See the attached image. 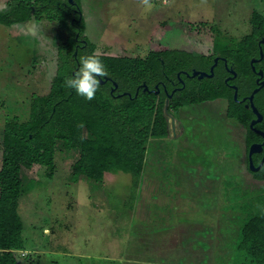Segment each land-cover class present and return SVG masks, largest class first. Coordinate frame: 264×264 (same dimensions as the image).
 I'll use <instances>...</instances> for the list:
<instances>
[{
    "label": "rangeland",
    "instance_id": "rangeland-1",
    "mask_svg": "<svg viewBox=\"0 0 264 264\" xmlns=\"http://www.w3.org/2000/svg\"><path fill=\"white\" fill-rule=\"evenodd\" d=\"M6 2L0 0V9ZM253 9L264 14V0H148V4L143 0H79L78 14L82 19V35L93 44V53L144 57L160 47L210 54L216 39L235 46L249 31ZM74 11L75 8L73 14ZM65 25L70 33L69 24L58 18L39 21L32 18L17 25L0 23V164L5 124L28 120L34 96L49 90L57 67L58 44L68 33ZM225 108L223 98L183 105L176 113L173 111V132L168 118L167 136L150 138L144 185L148 186L150 179V187L168 197L161 201L155 196L157 193H152L145 204L148 214L144 216L136 213L142 175L136 180L133 173L109 169L98 180L84 174L73 179L71 168L78 157L77 149L56 146L52 174L40 164L22 169L17 212L23 223L25 250L14 252L18 261L156 264L131 250L139 241L157 240L158 233L149 231L159 228L157 220L161 213L173 216V200L179 197V202L187 200V204L176 205V213L203 222L210 220L206 223L213 228L210 234L218 236L208 233L207 238L215 240L209 250L196 244L199 239H193L194 242L185 235L189 239L188 252L198 254H173V262L166 260L169 255L164 254L158 264H232L233 256H226V247L233 250L238 229L233 230L246 217L241 208L249 205L251 210H258L256 205L264 199L260 195L264 187H256L257 183L251 181L246 168L244 130L235 121L226 119ZM175 151L179 153L173 159ZM173 160L178 169L181 164H192L187 176L194 182L204 179L206 171L211 170L208 177L219 178L218 192L203 188L206 184L199 181L183 187L181 176H177L175 184L165 181L153 184L154 178L167 177ZM236 183L242 186L241 192L237 191ZM244 190L247 196L240 195ZM193 220L186 224L199 230L194 228L197 222Z\"/></svg>",
    "mask_w": 264,
    "mask_h": 264
},
{
    "label": "trees",
    "instance_id": "trees-1",
    "mask_svg": "<svg viewBox=\"0 0 264 264\" xmlns=\"http://www.w3.org/2000/svg\"><path fill=\"white\" fill-rule=\"evenodd\" d=\"M78 12L79 0H7L4 8L0 9L1 24H23L32 18L36 21L58 18L62 23H68L70 28L69 33L65 25L68 33L58 44L57 67L49 90L34 96L28 120L5 124L3 129L0 264H22L14 253L25 249L21 235L23 223L17 212L22 185L20 172L33 164H40L46 166L50 174L54 167L55 148L59 144L78 150V157L71 168L73 179L84 174L98 180L103 171L120 169L133 173L137 180L148 158L150 138L167 136L168 118L175 117L173 111L176 113L183 105L219 98L226 100V119L235 121L244 130L246 159L250 143L261 140L248 124L254 117L253 111L238 99L257 87L249 59L257 57L260 48L263 56L253 64L262 70L264 79V43H260L264 37V14L253 9L248 20L249 31L239 38L235 46L216 39L215 51L210 55L160 47L144 57H130L93 53V44L82 35V19ZM80 38L84 41L77 40ZM215 54L222 55L232 65L237 72L234 78L225 81L230 73L223 60H218L214 65L211 76L198 78L197 75L186 76L181 72H190L191 67L209 72L208 66ZM89 55L99 57L105 66L106 76L117 84L116 89L110 91L109 85L112 84L106 79L100 83L92 100L77 94L74 88L67 87L65 83L81 68V58ZM178 72L184 85L175 89L170 97L160 84L158 93L153 90V84L162 81L170 92L173 86L170 80L177 81ZM239 78L241 83L238 82ZM229 82L238 86L236 99L233 98ZM141 83H145L147 89ZM176 84L180 86L181 83ZM253 103L262 116L254 126L264 131V84L254 94ZM260 158L261 152L252 154L254 165L258 164ZM246 168L251 173V181L257 183L256 187H264V162L258 169L251 170L248 165ZM235 186L241 192L242 186L237 183ZM245 192L242 191L240 195L247 196ZM236 206L241 207L240 204ZM256 206L258 210L255 211L249 205L243 206L241 214L246 217L240 223L234 221L237 225L233 232L238 229V234H235L230 253L233 256L232 264H264V199Z\"/></svg>",
    "mask_w": 264,
    "mask_h": 264
},
{
    "label": "crops",
    "instance_id": "crops-1",
    "mask_svg": "<svg viewBox=\"0 0 264 264\" xmlns=\"http://www.w3.org/2000/svg\"><path fill=\"white\" fill-rule=\"evenodd\" d=\"M179 122H181V121H179ZM170 130H171V132H173L171 129V126H170ZM178 153H179L178 151L173 152V159L178 157ZM179 157H182V155H179ZM174 163L175 162L173 160V162L169 164L168 170H167L168 171L167 177L154 178L155 175H158V174H153L154 179H153L152 183L154 184V181H156V182H159L162 184L163 182H161V181H165L166 183L167 182H170V183L174 182V184H175V182L177 180V176H181L180 184L183 187L192 185L194 180H191L190 176H187V175H189V171H188L189 167L188 166H192V164H189V163H187L185 165L181 164V168L178 169L176 167V165H174ZM218 163H220V162L219 161L216 162V164H218ZM171 165H173V166H171ZM148 166L149 165H147V166L145 165L143 167L141 174H140V176L142 175V178H141L142 187L139 188V197L138 198H140V200H138V198H137L138 203H137V212H136L139 216H144L145 214L146 215L148 214V211L146 210L147 207L145 206L146 201L148 202V200L152 196V193H157L156 192L157 188L150 187V185L148 183V182H151L150 179L147 182L148 186L144 185L145 184V181H144L145 178H143V174L146 171L145 168H147ZM179 170H180V173L177 172ZM210 173H212V171L208 169L206 171L207 175L202 177L204 179L198 178V180H196L197 178H195V180L199 181V184L205 183L206 185H204L203 188L207 187L213 193H217L219 190V178H218V176L208 177V174L210 175ZM213 174H214V172H213ZM196 181L194 183H197ZM159 183H157V185H159ZM199 184H198V186H200ZM208 184H209V186H207ZM145 193L147 195L143 196ZM155 196L157 198H159L161 201L164 200L165 197H168V196H165L163 193L162 194L157 193V195L155 194ZM143 198H144V200H143ZM178 200H179V197L177 198V201L173 200V216L171 214L161 213L159 216V219L157 220L159 228L156 231H154V230L149 231L152 234H153V232L158 233V234H156L157 240L154 242L150 241L149 243H148L149 238L147 240L139 241L137 243V245L135 246V249L131 250L134 253V255H145L147 257L146 259L148 262L151 261V262L158 264L159 263L158 260L161 259L160 255L168 254L169 256L166 258V260H168V258H169V260L171 262H173V254L190 253L186 249V246L189 245V242H188L189 239H187V238L185 239V235L187 237L191 238V240L194 242H196V241L193 239H196V240L199 239V241L196 244L199 247H203L204 249L206 247H208L210 250L211 246H213L215 244V242H213L215 240H213L211 242L210 236H209V238H207L208 233H209V235H213V237H215V238H217V236H218L217 233L210 234L212 232L213 228L209 227L210 226L209 224H206V223L210 222V220H204V222H203V219H194L193 217L189 218L187 215H184L183 213L178 215L176 213V209H177L176 205H181L183 207V205L187 204V200H185V201L180 200V202ZM142 201H143V203L140 204ZM216 213H217V211H216ZM192 218L194 220H196V222H197L196 224H194V228H198L199 230H194L193 227H188V225L186 224V223L191 222L193 220ZM196 225H198V226H196ZM210 228H211V231L209 230ZM173 236L176 239L174 241H173ZM177 238H179L180 240H178ZM184 239L186 240L185 241L186 243H184ZM147 243L149 244L150 247L148 246ZM231 245L232 244H230L229 246H231ZM179 248H185V251L179 250ZM141 249L145 250L144 253L141 252ZM226 249L228 251V252H226V256H228V255H230V253L232 251L230 250V248L228 250V248L226 247ZM22 250H25V249H22ZM148 254L149 255L157 254V255L154 257H148L147 256ZM190 254H198V253H190ZM130 262L135 263L134 261H130Z\"/></svg>",
    "mask_w": 264,
    "mask_h": 264
},
{
    "label": "clouds",
    "instance_id": "clouds-1",
    "mask_svg": "<svg viewBox=\"0 0 264 264\" xmlns=\"http://www.w3.org/2000/svg\"><path fill=\"white\" fill-rule=\"evenodd\" d=\"M143 2L148 4V0H143ZM81 65L75 76L68 78L65 83L67 87L74 88L77 94L92 100L100 86V81L97 77L102 78L107 75V72L105 66L96 55L82 57Z\"/></svg>",
    "mask_w": 264,
    "mask_h": 264
},
{
    "label": "flooded vegetation",
    "instance_id": "flooded-vegetation-1",
    "mask_svg": "<svg viewBox=\"0 0 264 264\" xmlns=\"http://www.w3.org/2000/svg\"><path fill=\"white\" fill-rule=\"evenodd\" d=\"M263 39H264V37H262ZM261 38V39H262ZM260 39V40H261ZM77 40H79V41H81V42H83L84 41V39H82V38H80V39H77ZM261 42H263V41H261ZM260 42V43H261ZM214 43V42H213ZM264 43V42H263ZM214 47V46H213ZM214 51L215 50H212L211 51V53L210 54H212V53H214ZM200 54H204V53H200ZM210 54H206V55H210ZM216 58V62H214V59ZM225 59V57H223L222 55H220V54H215V55H213V57H212V62L209 64V66H208V70L210 69V67H211V65H213V67H214V65H216L217 64V62H218V60H223L224 61V66H225V68L227 69V71L230 73L229 75H227L226 77H225V81H226V79H232V78H234L236 75H237V72L233 69V67H232V65L231 64H228L227 62H226V59ZM251 59H256V60H258L259 59V49H258V56L257 57H250V59H249V64H250V61H251ZM256 60H254V61H256ZM253 61V62H254ZM253 62H252V65L254 66V64H253ZM250 69L252 70V72L253 73H255V77H254V83H255V86H257L258 85V82L259 81H261V80H264L263 79V72H262V70L259 68V67H256V66H254V69H252V67H251V64H250ZM192 70H201V69H194L193 67H191V71L190 72H188V71H186V70H181V72H183V74L184 75H186V76H191L190 75V73L192 72ZM261 71L262 72V76H258V71ZM201 71H205V70H201ZM232 71H234V75H232ZM107 77V76H106ZM177 77H178V79H177V81H173V80H170V82L173 84V86L170 88V92H168L167 91V88H166V85H165V83L164 82H162V81H157L156 83H154L153 84V86L155 87V89H153L156 93H158L159 92V84L161 85V87L164 89V91H165V94L166 95H168V97H170V95H171V93L175 90V89H177V88H181L183 85H184V81H183V79L179 76V72L177 73ZM98 78H101V77H97V79ZM102 78H104V77H102ZM107 79H109V81L111 82V84L112 85H109V89H110V91H112V90H114V89H116V87H117V84H116V86L115 87H113V81L114 80H111L109 77L107 78ZM258 79V80H257ZM106 80V79H105ZM104 80V81H105ZM103 81V82H104ZM103 82H100V83H103ZM239 83H241V78H239V81H238ZM176 83H181L180 84V86L179 85H177ZM141 85H144V88L145 89H147V86L145 85V83H141ZM228 85L233 89V92H234V87L233 86H235L236 87V91L238 92V86H237V84H235V83H232V82H229L228 83ZM252 90L253 89H250L249 90V93H247V94H245V95H241V97L238 99L239 101H243V103H244V106H246V107H250L251 108V106H250V102H249V100H248V95L252 92ZM259 90V89H258ZM257 90V91H258ZM256 91V92H257ZM255 92V93H256ZM254 93V94H255ZM254 94H253V96H254ZM237 96V95H236ZM244 98V99H243ZM252 100H253V97H252ZM254 104V103H253ZM251 110H252V108H251ZM253 111V110H252ZM254 113V112H253ZM255 118V113H254V117L253 118H251L250 120H249V122H248V124L250 123V121L252 120V119H254ZM258 122V121H257ZM250 127V126H249ZM253 127H255L254 125H253ZM251 128V127H250ZM256 128V127H255ZM253 129V128H252ZM260 135V134H259ZM260 137H261V140H262V136L260 135ZM261 140H259V142L261 141ZM249 147V146H248ZM248 150V149H247ZM261 152V157L264 155V152H262V150L260 151ZM261 159V158H260ZM257 165V164H256Z\"/></svg>",
    "mask_w": 264,
    "mask_h": 264
},
{
    "label": "water",
    "instance_id": "water-1",
    "mask_svg": "<svg viewBox=\"0 0 264 264\" xmlns=\"http://www.w3.org/2000/svg\"><path fill=\"white\" fill-rule=\"evenodd\" d=\"M70 2H72V0H69ZM263 41L264 42V39L262 38L260 40V42ZM75 53V52H74ZM263 56V53H262V50L261 48L259 49V58H261ZM256 60V59H251L250 61V64H251V67L252 69H254V66L252 65V62ZM214 62H216V58L214 59ZM213 74V65H211L210 69H209V72H206V71H201V70H192V72L190 73V75H197L198 78H201L202 76L204 75H209L211 76ZM234 71H232V75H234ZM258 76H262V72L259 70L258 71ZM108 77H104V78H98L100 82H103L105 79H107ZM258 80V79H257ZM113 87L116 86V82L113 81ZM264 84V80H261L258 82V85L257 87H255L252 92L248 95V100L250 102V106L253 110V112L255 113V118L252 119L249 123V126L251 128H253L254 131H256L258 134H260L262 136V140L260 142H252L250 143L249 147H248V150H247V159H248V166L251 170H255V169H258L261 164L264 162V155L261 157L260 161L258 162L257 165H254L253 161H252V154L253 153H256V152H260L262 150V147L264 145V131L258 129V128H255L253 127V125L257 122V121H260L262 116L261 114L257 111V109L255 108L254 104H253V100H252V97H253V94L261 88V86ZM234 87V92H233V98L236 99V95H237V91H236V87ZM244 99V98H243ZM174 117L173 116H169V121H170V126H171V129L173 131V124H174Z\"/></svg>",
    "mask_w": 264,
    "mask_h": 264
}]
</instances>
